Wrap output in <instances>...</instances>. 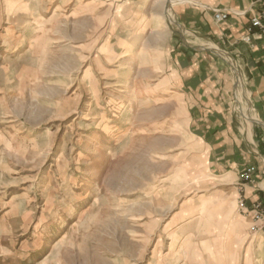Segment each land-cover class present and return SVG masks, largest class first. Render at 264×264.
Returning a JSON list of instances; mask_svg holds the SVG:
<instances>
[{
    "label": "rangeland",
    "instance_id": "374dc122",
    "mask_svg": "<svg viewBox=\"0 0 264 264\" xmlns=\"http://www.w3.org/2000/svg\"><path fill=\"white\" fill-rule=\"evenodd\" d=\"M184 1L0 0V264H264L239 176L143 99Z\"/></svg>",
    "mask_w": 264,
    "mask_h": 264
},
{
    "label": "crops",
    "instance_id": "0c3cea01",
    "mask_svg": "<svg viewBox=\"0 0 264 264\" xmlns=\"http://www.w3.org/2000/svg\"><path fill=\"white\" fill-rule=\"evenodd\" d=\"M213 8L229 10V19L216 22ZM263 10L264 0L177 2L175 15L185 35L161 23L154 32H168L167 44L153 54L138 50L153 72L151 91L143 99L176 107L186 133L200 137L210 167L237 180L244 168L257 166L255 182L237 186L248 204L264 200V38H242ZM130 40L124 37V57L135 43Z\"/></svg>",
    "mask_w": 264,
    "mask_h": 264
},
{
    "label": "built area",
    "instance_id": "2783aa9c",
    "mask_svg": "<svg viewBox=\"0 0 264 264\" xmlns=\"http://www.w3.org/2000/svg\"><path fill=\"white\" fill-rule=\"evenodd\" d=\"M213 11L216 22L227 21L230 17V11L227 9L213 8ZM255 36L264 38V10L260 14L252 17L242 40L249 42ZM257 173L258 168L254 164L244 168L239 175L241 189H243L245 184L254 183ZM238 208L242 213L250 216L254 220V228L258 230L264 228V200L258 199L248 204L246 198L240 195L238 198Z\"/></svg>",
    "mask_w": 264,
    "mask_h": 264
},
{
    "label": "bare ground",
    "instance_id": "6f19581e",
    "mask_svg": "<svg viewBox=\"0 0 264 264\" xmlns=\"http://www.w3.org/2000/svg\"><path fill=\"white\" fill-rule=\"evenodd\" d=\"M145 2L147 1V0H144ZM13 9V8H12ZM12 9H9L8 10V16L9 17H11L12 15H14L15 14V12H13V10ZM49 30V29H48ZM128 68V67H127ZM178 174L177 173H175L174 175H172L171 177H170V179H174L176 176H177Z\"/></svg>",
    "mask_w": 264,
    "mask_h": 264
}]
</instances>
